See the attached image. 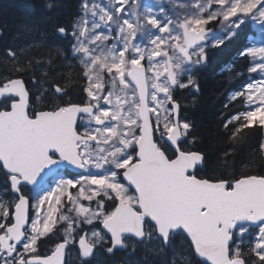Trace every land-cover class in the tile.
<instances>
[{
    "label": "snow or ice",
    "instance_id": "snow-or-ice-1",
    "mask_svg": "<svg viewBox=\"0 0 264 264\" xmlns=\"http://www.w3.org/2000/svg\"><path fill=\"white\" fill-rule=\"evenodd\" d=\"M167 3L156 0L154 10L140 0H82L71 31L55 28L71 39L81 69L52 85L48 110H28L32 92L23 75L32 61L20 64L6 50L16 75L0 78V171L10 194L0 198V264H67L72 246L80 264H92L98 249L111 256L129 240L155 239L163 252L178 238L188 252L184 264H264V175L198 178L205 154L192 150L193 125L174 95L199 90L193 72L246 19L264 25V0ZM217 20L222 35L212 37ZM239 55L260 78L230 96L243 104L223 125L233 141L264 129V46ZM42 76L33 84L43 88L47 69ZM77 86L79 103H55ZM28 186L39 191L30 195ZM61 223L63 238L52 241ZM45 242L54 246L42 255Z\"/></svg>",
    "mask_w": 264,
    "mask_h": 264
},
{
    "label": "trees",
    "instance_id": "trees-1",
    "mask_svg": "<svg viewBox=\"0 0 264 264\" xmlns=\"http://www.w3.org/2000/svg\"><path fill=\"white\" fill-rule=\"evenodd\" d=\"M81 2L82 0H0V78L16 75L11 72L12 59L6 54L8 48L16 51L18 63L32 61V68L23 75L26 86L32 92L30 112L48 110L54 102L51 96L52 85L63 84L62 77L66 73L71 72L75 76L81 69L77 57L71 53V39L60 36L55 30L56 25H63L71 31L72 24L80 16ZM251 34L248 24L242 25L233 41L209 51L207 62L193 72L198 91L191 87L176 89L181 117L192 123V135L197 138V142L191 145L192 150L205 154V164L195 170L198 178H209L213 171L228 179L239 178L245 173L264 175V151L260 149L264 129L246 130L242 138L233 141L230 139L231 130L223 126L230 116L243 110V104L231 101L229 93L240 90L253 77L246 70L248 61L239 55L247 47V39ZM49 58L52 59L51 65L47 63ZM36 60L40 63L36 64ZM228 66L231 68L224 70ZM45 69L48 77L43 88H47V92H43L40 85L33 84V77L39 81L43 78L42 72ZM37 96H41L39 101L36 100ZM80 99L82 94L77 86L70 89L69 95L55 103L68 100L77 103ZM226 152L230 153L227 161L224 159ZM6 186V178L0 171V195L4 200L10 198V194L3 191ZM107 203L110 211L112 202ZM59 239L58 231L52 241ZM133 243L136 244L135 249L132 247ZM52 246V242L41 244L40 253L47 254ZM174 252L178 253L175 256L176 264H184L188 252L179 238L163 252L160 251L158 240L152 239L143 244L129 240L126 249L117 250L111 256L98 249L92 264H171ZM68 255L73 257L67 258V264H80L79 260L72 261L73 258H78L74 246L69 248ZM196 259L199 260L198 257Z\"/></svg>",
    "mask_w": 264,
    "mask_h": 264
},
{
    "label": "rangeland",
    "instance_id": "rangeland-1",
    "mask_svg": "<svg viewBox=\"0 0 264 264\" xmlns=\"http://www.w3.org/2000/svg\"><path fill=\"white\" fill-rule=\"evenodd\" d=\"M98 2L103 5L106 2V0H98ZM164 2H166L165 6L167 7L168 6L167 0H164ZM140 3H141L142 7H151L150 4H153V3L156 4V0H140ZM82 15H83V12H82L81 16ZM245 22H248L250 27L253 30V35L248 41L249 42V47H252V46H255V47L264 46V25H261V24L255 22V21H253L251 19H246ZM220 31H221V27H220ZM252 76L253 77H250V79L251 78L252 79L253 78L259 79L260 78L258 73H253ZM37 191H39V190L32 191V193H30V194L34 195ZM73 191H75V190H73ZM85 203H87V202H85Z\"/></svg>",
    "mask_w": 264,
    "mask_h": 264
},
{
    "label": "flooded vegetation",
    "instance_id": "flooded-vegetation-1",
    "mask_svg": "<svg viewBox=\"0 0 264 264\" xmlns=\"http://www.w3.org/2000/svg\"><path fill=\"white\" fill-rule=\"evenodd\" d=\"M166 3V2H165ZM153 8H155V5H153ZM209 27L213 30L212 31V35H210V36H212V37H216V36H220V35H222V33H221V31H220V27H221V25H220V21L219 20H217V21H215V22H213V23H211L210 25H209ZM175 93H176V90H175ZM175 93H174V95H175ZM175 98L177 99V97H176V95H175ZM81 101V99L79 100V102ZM79 102H77V103H79Z\"/></svg>",
    "mask_w": 264,
    "mask_h": 264
},
{
    "label": "water",
    "instance_id": "water-1",
    "mask_svg": "<svg viewBox=\"0 0 264 264\" xmlns=\"http://www.w3.org/2000/svg\"><path fill=\"white\" fill-rule=\"evenodd\" d=\"M197 167H200L199 165L197 166ZM70 171H72L71 169H69ZM51 176H49V177H46L45 178V180L42 182V184L47 180V179H49ZM124 183H127L126 181H123ZM29 188H36L35 186H28ZM133 192L135 191L134 189H131ZM120 250H122V249H120ZM200 259V258H199Z\"/></svg>",
    "mask_w": 264,
    "mask_h": 264
}]
</instances>
